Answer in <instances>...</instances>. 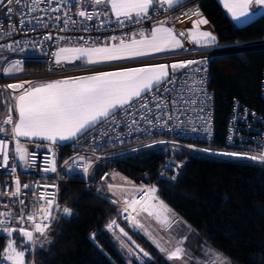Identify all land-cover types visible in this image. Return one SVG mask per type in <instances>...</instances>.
Wrapping results in <instances>:
<instances>
[{"label":"built area","instance_id":"obj_1","mask_svg":"<svg viewBox=\"0 0 264 264\" xmlns=\"http://www.w3.org/2000/svg\"><path fill=\"white\" fill-rule=\"evenodd\" d=\"M191 3L188 2L171 8L165 5L154 6L150 8L148 18L143 19L140 23L125 21L124 26L120 27L112 14L104 12L102 8L104 4L92 5L90 0H51V3L49 0H41L38 5L34 4L33 0H21L19 5L15 3L7 5V0H3L4 6H0V52H7V57L0 66V80L12 79L13 81L10 83L24 81L34 83L38 79L50 81L119 67L127 68L163 63L171 69L170 66L173 63L196 62L187 68L175 71V73L173 70L169 72V79L172 82H161L158 91L149 93L145 97L150 111L141 109L139 105L129 109L130 114L120 110L114 118H110L109 122L97 124L95 128L90 129L78 139L55 145L51 152L46 146L48 142L19 139L20 144L29 153L35 154L30 157V160L33 161L30 166L22 164L18 156H13L16 140H13L11 135L0 133V140L6 141L9 149L8 168L0 167V213H9L6 218L8 227L19 229L24 226L31 229L32 224L39 222V220L29 222L26 216L35 212L42 203L38 199L39 194L41 192L55 193V206L51 210L55 219L50 222L51 226L46 233L47 235L61 217H69L73 213L68 203L59 200V182L62 173L82 176L87 184V190L101 194L100 188L105 185L109 171L101 167L97 175L93 177V169L110 159L133 154L143 149L158 148L164 150L167 156L153 179L148 172L143 174L137 183L135 194L128 200L139 199L141 192L138 189H148L159 179L174 181L180 174L189 154L238 161L255 158L253 154L264 155V120L255 110L236 99L233 101L227 117L224 146L218 148L193 142L209 143L215 137L213 92L208 86V64L213 55L203 52V49L215 47L219 45V42L212 25L199 6ZM29 6L35 10L29 11ZM7 7H11L13 11L8 13ZM53 9L57 10L53 11ZM196 9L208 21L207 24L199 25V30L212 33L216 37L214 43L198 44L194 42L196 30L193 29V21L200 19V17L191 15V12ZM80 10L96 13V15L93 16L92 20H86L77 14ZM56 17H60V19L57 20ZM65 20L69 21L67 25L64 23ZM158 21H164L172 29L184 33L183 36L187 39V45L181 49L157 52L145 57L127 58L95 65H87L84 62L76 64H57L55 62L53 53L63 45L88 47L107 41L120 42L121 39L127 41L141 30L144 32L150 30ZM190 32L192 33L191 36L189 35ZM47 36H51V39H46ZM255 42L245 43L257 45L254 44ZM22 49L27 50V52L19 53V50ZM190 52L193 55H189ZM174 53L182 54L179 57L166 58V55ZM186 53L189 56H186ZM149 57H153L155 60L148 59L147 63L141 61V59ZM28 60L36 61L40 69L26 70L24 65ZM17 63L20 66V71H13L9 74L3 72L4 68ZM111 64H117V67ZM99 67L105 69H99ZM25 75L34 76V79L22 78ZM17 77H20L21 80H18ZM3 85L6 84L0 83V86ZM6 91L10 94L11 105L9 109H14L13 97L16 93L10 89H6ZM154 95L158 99L153 100ZM261 97L264 100V71L261 79ZM158 103L161 104L159 108L156 107ZM141 113H143V118ZM9 114L14 119V110L8 111L4 119ZM133 120L137 123L133 124ZM148 120H151L152 123L149 124ZM1 127L9 131L11 129V125L8 124H1ZM37 144L41 146L37 147ZM61 145H65L69 149V154L65 158L61 157ZM223 153H238L240 155L228 156L223 155ZM178 155L184 156L180 158ZM83 156H91L93 160L85 163L81 159ZM258 158L259 156H256V160L253 162L264 164V160L257 161ZM52 159L55 161L56 172L42 171ZM13 164L16 165L15 177H18L21 183V193L18 196L11 195L15 191V177L10 171ZM85 164L91 165L87 174L83 172ZM24 184H28L30 187L25 189L22 187ZM51 185L56 187H50ZM20 200H23L24 203L21 204ZM120 206L119 215L121 219L128 221L126 217L129 213L123 211L125 204L120 203ZM65 207L70 209V215L63 213ZM21 217L24 218L21 219ZM0 219L5 218L0 217ZM14 232L19 233L18 231ZM7 235L0 228V236ZM34 236L36 237L35 244H29L31 256H33L36 244L46 237L38 233H34ZM0 264H8L3 256L0 259ZM28 264H34L33 257Z\"/></svg>","mask_w":264,"mask_h":264},{"label":"trees","instance_id":"obj_2","mask_svg":"<svg viewBox=\"0 0 264 264\" xmlns=\"http://www.w3.org/2000/svg\"><path fill=\"white\" fill-rule=\"evenodd\" d=\"M188 2L199 6L219 43L264 40V14L238 25L218 0H185L181 4ZM24 68L40 69V66L28 60ZM208 71V86L213 92L215 137L209 143L193 142L219 148L224 146L225 125L235 99L255 110L264 120L261 97L264 47L251 45L239 52L231 50L213 57ZM1 93L4 96V92ZM60 147L61 157L65 158L69 149L65 145ZM166 156L164 150L158 148L143 149L99 164L92 176H96L101 167L108 171L112 168L137 184L145 172L153 179ZM154 186L159 198L188 225L190 233L186 236L190 244L195 241L197 252L208 246L229 258L231 264H264V164L250 159L225 160L189 154L174 181L159 179ZM86 188L82 176L62 173L59 200L68 203L73 213L58 220L36 244L33 256L29 244L17 232L0 236V254L12 241L19 250L25 251L26 264L31 257L34 264H174L121 219L119 205L107 198L111 197L107 186L100 188L101 194ZM113 220L128 235L121 237L124 241L121 242L130 248L134 244L139 246L141 261L130 257L118 237L104 228Z\"/></svg>","mask_w":264,"mask_h":264},{"label":"snow or ice","instance_id":"obj_3","mask_svg":"<svg viewBox=\"0 0 264 264\" xmlns=\"http://www.w3.org/2000/svg\"><path fill=\"white\" fill-rule=\"evenodd\" d=\"M41 0H33L34 4H39ZM92 5L107 4L110 6L112 15L116 18L118 26L123 27L125 21L129 23H140L143 19L148 18L150 8L155 5H167L169 8L179 5L182 0H90ZM13 3L19 5L21 0H7V5ZM51 3V0H49ZM264 6V0H224V6L232 14V16H244L250 5ZM0 6H4L3 0H0ZM29 6V11H34ZM57 9H53L56 11ZM11 7H7V12L11 13ZM80 17L86 20H92L96 13H88L80 10L77 13ZM186 15H188L186 13ZM191 15L199 16L200 19L193 21V29H195V43L211 44L214 43L216 37L208 31H200L199 25L207 24V19H204L199 10H193ZM57 20L60 17H56ZM65 25L69 23L65 20ZM47 27V25H44ZM181 36L184 33H180ZM191 36L192 33L190 32ZM140 39L133 38L130 42L121 39L118 44L111 46H94V47H61L57 52L53 53L55 62L74 63L77 60L84 62L87 65H95L103 62L116 61L127 58L145 57L154 52H162L167 49L181 48L183 45L171 28L159 26L151 29L150 35H146L143 30L139 32ZM46 39H51L47 36ZM115 39V38H113ZM87 44V41H85ZM196 63L195 61H184L173 63L170 67L173 73L179 69L187 68ZM169 66L166 64H155L143 67H128L114 71H101L91 75L66 77L63 79H54L45 82L33 83L24 81L21 83H9L0 87L13 90L15 92L14 109L10 108L9 112L14 110L16 119H13L9 114L2 124L11 125V129L6 130L0 127V133L11 135L13 140H16V147L13 156H18L22 164L30 166L33 161L34 153H29L20 142V137L28 138L29 140L36 138L46 141L49 151H53V147L61 141L78 139L84 136L90 129L95 128L97 124L109 122L110 118H114L116 113L123 110L126 114L129 109L139 105L141 109L150 111L148 102L145 97L154 91H158L161 82H172L169 73ZM19 64H13L3 69L5 74L13 71H20ZM199 71V69H196ZM206 71V69H205ZM26 85H28L26 87ZM167 91V89H165ZM158 99L153 96V100ZM156 107H161V104H156ZM143 118V113H141ZM149 124L151 120L147 121ZM137 122L133 120V124ZM138 130V129H137ZM231 140V137H229ZM41 145L37 144V147ZM228 156H239L238 153H223ZM0 167L5 169L9 166V149L8 144L4 140H0ZM83 159V157H81ZM255 159V158H253ZM261 160H264V155H261ZM91 165L85 164L83 172L87 174ZM11 174L15 177L16 165L11 167ZM44 172H56L54 159L49 160L48 165L42 169ZM15 191L11 193L13 196H18L21 193V183L18 177L14 178ZM23 188H29L30 185L24 184ZM49 187V186H45ZM50 187L55 188V185ZM114 186L109 185L111 190ZM141 192L139 199H125L124 212H128L126 217L128 222L133 227H143L137 217L141 213H147L148 216H157L159 214L154 211L157 204L163 207L156 196L157 189L150 187L148 189H138ZM38 199L42 203L36 208V211L29 213L26 216L27 221L33 222L31 229L21 226L19 229L10 228L7 225L6 218L8 212L0 213V228L3 229L9 236L12 232L18 231L20 236L28 244H35L36 237L34 233L41 236H46L48 229L51 226V221L55 219L52 214V209L55 206V193L41 192ZM23 204L24 201L20 200ZM130 210V211H129ZM63 213L70 215V209L65 207ZM135 213V215H133ZM24 217H21L23 219ZM164 222L170 223L168 217L165 216ZM115 220L111 221L107 227L111 230L116 227ZM123 232V229H120ZM127 236V233H124ZM151 238V237H150ZM155 243V241H154ZM181 244L183 241L180 242ZM160 252L165 253L168 260H182L186 255L184 248L176 246L171 251H166L159 243L156 245ZM139 247V246H137ZM143 251V249H141ZM25 251L18 250L16 245L9 241L3 254V259L8 264H26ZM145 256L148 253H144ZM213 264H231L229 258L222 253H215Z\"/></svg>","mask_w":264,"mask_h":264},{"label":"rangeland","instance_id":"obj_4","mask_svg":"<svg viewBox=\"0 0 264 264\" xmlns=\"http://www.w3.org/2000/svg\"><path fill=\"white\" fill-rule=\"evenodd\" d=\"M252 19H250V20H252ZM245 23H242V24H245ZM242 24H238V25H242ZM259 41H263L264 42V40H258L254 44L264 45V43L259 44L258 43ZM251 44H253V43H245V42H235V43H229V44H221V43H219V45L230 46V48H228L225 53L213 55V57L222 56V55L228 53V51H231V50H235V51L239 52V51H241L242 49L245 48L244 45L245 46L246 45L249 46ZM237 45H240L241 48H238ZM232 46H234V47L231 48ZM20 52L21 53H25V52H27V50L22 49V50H19V53ZM6 57H7V52H0V66H1L3 60ZM37 82H38V80H37ZM37 82L35 81L34 83H37ZM39 82H40V80H39ZM0 90L2 92H4L5 96L7 95L6 96L7 97V101L11 105V102L9 100L10 99V94L7 93V91H6V89L4 87H0ZM1 91H0V93H1ZM0 97H1V95H0ZM253 155L256 158V154H253ZM258 156H260V155H258ZM250 159H252V161L256 160V159H253V157L250 158ZM82 160H83V162L88 163L89 161L93 160V157H91V156H87V157L83 156ZM257 161H262V160L259 157ZM109 185H113L114 187L110 190L109 189ZM105 186H107V188H108V194L111 196V198L116 203H118V202L119 203H124L125 199H129L135 194L137 184H134L133 182H131V180L126 175L121 173L120 171L110 168L109 176H108V178H107V180L105 182ZM152 187H155V186L153 185ZM161 203H162L163 207H157L156 208L157 209V213L160 215L161 218H162V216H163V218H165V216L168 217V220L171 221L169 223V226L172 228L173 231H175V229L177 228L175 233H174L175 237H177V238L174 239L173 243L170 242L169 240H167V238L164 237L163 229L161 227H160L161 229L160 230L158 229L159 230L158 231L157 228L152 229L151 227H149L146 224V222L150 221L149 218H145L146 222H145V219H144V221L141 220V222H139L143 227H134V228L136 230H140L141 232H143L145 237L149 241H151L155 246L157 245V243H159L162 247H164L166 249V251H171L172 249H174L178 245L181 246L182 248H184L186 255L182 258V260H170L174 264H213V260L215 259V255L214 254L217 253V252H215L214 250H212L208 246L202 247L201 249H199L200 251L198 250V252H197L196 249L198 247L196 246V244H194L195 241H192L191 244H190V242H189V240L187 238V236L190 233L188 226H187V228L184 229L185 232H184V234L182 236H179V235L176 236L177 235V233H176L177 230L182 228L184 226V223H183V221H182V224H180L179 222L177 223L176 222L177 218L169 212V210H168V208L166 206L167 204L163 200L161 201ZM142 214L144 215V217H147L146 213H142ZM153 217H155V216H153ZM137 219L139 221L138 217H137ZM126 222H127V224L129 223L128 221H126ZM116 225L117 226L112 228L110 231L112 233H114L115 235L120 236V237L123 238L125 236L124 233H126V231L120 225H118V224H116ZM129 225H130V223H129ZM120 229H123V232H121ZM186 233H188L187 236H186ZM125 237L127 238L128 235L125 236ZM154 241H155V243H154ZM181 241H183L182 244L180 243ZM120 243L123 245V247H125L128 250V253H129L130 257H134L136 259H139L140 261L142 260L140 249H139V247H137L136 244H134L130 248L129 246L127 247L123 242H120ZM157 249L159 250L158 247H157ZM163 255L167 258L165 253H163Z\"/></svg>","mask_w":264,"mask_h":264},{"label":"crops","instance_id":"obj_5","mask_svg":"<svg viewBox=\"0 0 264 264\" xmlns=\"http://www.w3.org/2000/svg\"><path fill=\"white\" fill-rule=\"evenodd\" d=\"M185 0H182V2H184ZM219 1V3L222 5V7L224 8V10H225V12L228 14V16L236 23V24H242V23H245V22H247V21H249L250 19H252V18H254L255 16H257V15H259V14H264V6H257V5H255V4H253V5H250V7H249V10H248V12L244 15V16H238V17H233L232 16V14L228 11V9L224 6V0H218ZM155 6H164V5H159V4H157V5H155ZM165 6H167V5H165ZM177 6V5H176ZM174 7V6H173ZM103 10H104V12H106L107 14H112L111 13V9H110V6L109 5H107V4H104L103 5ZM161 23H163V26L164 27H167V28H171V27H169L167 24H166V22H164V21H158V22H156L152 27H151V29L153 28V27H156V26H159ZM151 29L150 30H147V31H145V34L146 35H150V32H151ZM172 29V28H171ZM173 30V33L177 36V38L181 41V44L183 45V47H181V48H184L186 45H187V39L184 37V36H181L180 35V33L178 32V31H176V30H174V29H172ZM133 38H135V39H140V36H139V33H136L135 35H134V37ZM133 38H131V39H129V40H127L126 42H130ZM119 42H117V41H107V42H103V43H100V44H98V45H96V46H111L112 44H118ZM61 47H67V48H71V47H77V46H74V45H63V46H61ZM61 47H59V48H61ZM88 47H94V46H88ZM58 48V49H59ZM181 48H175V49H167V50H165V51H169V50H176V49H181ZM58 49H57V51H58ZM56 51V52H57ZM154 53H157V52H154ZM151 54H153V53H151ZM170 55V54H169ZM153 57H149V58H144V59H141V61H143V62H145V63H147V61H148V59H152ZM54 59H55V57H54ZM76 63H82V61H80V60H77V61H75L74 63H65V64H76ZM112 66H114V67H117V64H111ZM153 65H155V64H153ZM143 66H148V65H141V66H132V67H143ZM128 68V67H127ZM99 69H105L104 67H99ZM118 69H122L121 67H119V68H115V69H109V70H103V71H114V70H118ZM169 70V72H171L172 71V69H168ZM99 72H101V71H99ZM96 72H94V73H90V74H86V75H91V74H95ZM80 76H84V75H80ZM47 81V80H46ZM40 82H45V81H40ZM1 91V90H0ZM0 95H1V97H0V121H3V119H4V116L6 115V113L9 111V106H10V104H9V102L7 101V95L5 96V94H4V96L2 95V93H0ZM10 100V99H9ZM7 107V108H6ZM14 119H16V114H15V116H14ZM1 124L2 123H0V127H1ZM18 139H28V138H24V137H20V138H18ZM33 140H37V141H42V140H38V139H36V138H33ZM69 141H72V140H68V141H61V142H58V144H65V143H67V142H69ZM44 142H46V141H44ZM259 157H261V156H259ZM109 172H110V170H109ZM93 175V174H92ZM95 177V176H94ZM156 196H157V198H158V201L159 202H161L162 200L159 198V196L157 195V193H156ZM109 199L110 200H112L114 203H116L111 197H109ZM117 205H119V207H120V209H121V206H120V203L118 202V203H116ZM167 206V205H166ZM157 207H161L160 206V204H157V206H156V208ZM154 209V211L155 212H157V209ZM167 208H168V210H169V212L172 214V215H174L177 219H176V222L178 223H180V224H182V220L180 219V217L169 207V206H167ZM120 212V211H119ZM146 216L147 217H144V215L141 213L140 214V216H138V218H139V222H141V220L142 221H144V219L145 218H149L150 219V221H148V222H146V219H145V222H146V224L149 226V227H151L152 229H155V228H157V230L159 229H163V234H164V237L165 238H167V240H169L170 242H174V239L175 238H177V237H175V235H174V233H175V231H176V229H175V231H173L172 230V228L169 226V223H167V222H164V218H163V216H162V218L160 217V215H159V220L161 221V222H158V218H157V216H155V217H153V216H148L147 215V213H146ZM183 223H184V226L182 227V228H180V229H178L177 230V235L176 236H182L183 234H184V229L185 228H187V224L183 221ZM117 224V223H116ZM128 226L131 228V229H134V230H136L134 227H132V225L130 224L129 225V223H128ZM161 227V228H160ZM114 228V227H113ZM106 229H108V227L106 226ZM109 230V229H108ZM158 230V231H159ZM136 231H138V232H140L142 235H144L143 234V232H141L140 230H136ZM115 235V234H114ZM116 237H118V240L121 242V241H123L122 239H121V237L120 236H117V235H115ZM145 236V235H144ZM120 237V238H119ZM124 242V241H123Z\"/></svg>","mask_w":264,"mask_h":264},{"label":"bare ground","instance_id":"obj_6","mask_svg":"<svg viewBox=\"0 0 264 264\" xmlns=\"http://www.w3.org/2000/svg\"><path fill=\"white\" fill-rule=\"evenodd\" d=\"M236 46V45H235ZM238 48H241L240 45H237ZM251 46V45H250ZM264 46V45H262ZM234 46H232L231 48H233ZM244 47H248V45H244ZM243 47V48H244ZM230 48V46H222V45H217L215 47H208L206 49H203L204 51L203 52H206L208 54H211V55H217V54H221V53H225L227 51V49ZM236 48V47H235ZM182 53H174V54H170V55H166V58L167 57H173V56H180ZM189 55H193V53H189ZM187 53H186V56H189ZM152 61L155 60V58H152L151 59ZM148 62V61H147ZM56 72H59V71H56ZM78 73H80L79 71H77ZM45 73H49V72H45ZM45 73H42L43 75H45ZM22 78H30V80H33L34 79V76H30V75H25L24 77ZM18 80H21L20 77H17ZM39 80V79H38ZM13 80L12 79H3V80H0V83H4V84H9L10 82H12Z\"/></svg>","mask_w":264,"mask_h":264},{"label":"water","instance_id":"obj_7","mask_svg":"<svg viewBox=\"0 0 264 264\" xmlns=\"http://www.w3.org/2000/svg\"><path fill=\"white\" fill-rule=\"evenodd\" d=\"M258 47H264V46H262V45H257ZM245 49H246V47H245ZM242 51V50H241ZM229 52V51H228Z\"/></svg>","mask_w":264,"mask_h":264}]
</instances>
